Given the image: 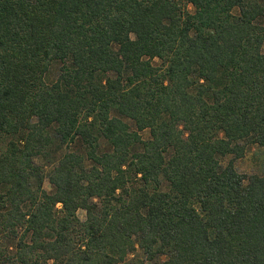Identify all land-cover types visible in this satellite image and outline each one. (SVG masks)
<instances>
[{"label":"trees","instance_id":"1","mask_svg":"<svg viewBox=\"0 0 264 264\" xmlns=\"http://www.w3.org/2000/svg\"><path fill=\"white\" fill-rule=\"evenodd\" d=\"M263 45L264 0H0V264H264Z\"/></svg>","mask_w":264,"mask_h":264},{"label":"rangeland","instance_id":"2","mask_svg":"<svg viewBox=\"0 0 264 264\" xmlns=\"http://www.w3.org/2000/svg\"><path fill=\"white\" fill-rule=\"evenodd\" d=\"M187 9L190 13L193 12V8H191V6H188ZM262 52L264 53V45L262 47ZM144 135H146V133H144ZM235 167L236 170L241 174H264V148L258 147L256 145L248 146L246 148L243 158L235 161ZM44 189H46L47 191L50 190V186L47 181L44 184ZM78 217L83 220L84 212L79 211Z\"/></svg>","mask_w":264,"mask_h":264}]
</instances>
